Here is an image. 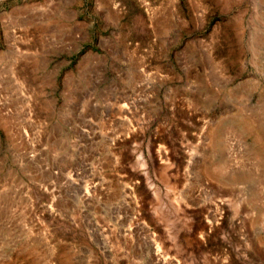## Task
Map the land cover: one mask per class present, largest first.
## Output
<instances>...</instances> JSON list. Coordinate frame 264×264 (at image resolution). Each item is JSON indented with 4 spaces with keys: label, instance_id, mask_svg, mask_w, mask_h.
Listing matches in <instances>:
<instances>
[{
    "label": "rangeland",
    "instance_id": "1",
    "mask_svg": "<svg viewBox=\"0 0 264 264\" xmlns=\"http://www.w3.org/2000/svg\"><path fill=\"white\" fill-rule=\"evenodd\" d=\"M0 264H264V0H0Z\"/></svg>",
    "mask_w": 264,
    "mask_h": 264
}]
</instances>
